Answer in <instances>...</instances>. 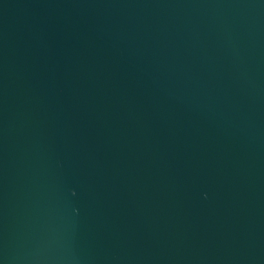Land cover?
<instances>
[{"label": "water", "instance_id": "1", "mask_svg": "<svg viewBox=\"0 0 264 264\" xmlns=\"http://www.w3.org/2000/svg\"><path fill=\"white\" fill-rule=\"evenodd\" d=\"M0 264H264V0H0Z\"/></svg>", "mask_w": 264, "mask_h": 264}]
</instances>
